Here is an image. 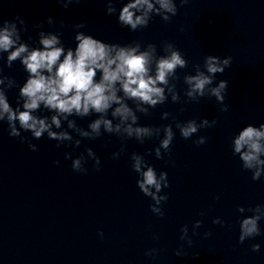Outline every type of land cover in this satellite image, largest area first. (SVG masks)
Listing matches in <instances>:
<instances>
[{
    "label": "clouds",
    "instance_id": "1",
    "mask_svg": "<svg viewBox=\"0 0 264 264\" xmlns=\"http://www.w3.org/2000/svg\"><path fill=\"white\" fill-rule=\"evenodd\" d=\"M57 2L67 9L79 0ZM188 2L180 0V5ZM106 12L109 15L117 13L115 0H106ZM177 13L176 0H127L119 9L117 22L121 27L135 32L147 28L154 16H160L168 22ZM47 23L52 25L53 17H48ZM60 24L64 26L63 21ZM35 27L42 29L43 23ZM73 27L83 29L86 24L79 23ZM25 31L27 26L23 17L0 22V58L6 53V67L11 68L14 62L19 61L27 73L25 82L19 85L14 78L4 75L0 67V122L7 123L9 136L19 138L23 143L27 138L22 136V131L30 132L32 138L37 140L46 134L48 139L57 141V147L68 143L78 148L82 139L96 140L106 133L119 137L121 141L119 150L112 153V159H119L125 153L129 139L143 145L146 140L158 138V146L146 155L154 152L158 160L164 159L165 155L170 158L176 135L172 124L141 125L138 113L150 115V109L165 104L169 97L173 103L182 102L177 91V82L181 79L178 70L186 69L189 61L175 45L164 42V54L161 55L153 43H108L84 31H76L75 48H66L61 39L62 33L41 30L36 46H32L22 40L21 33ZM231 63L230 56L221 58L207 55L202 67L200 64L193 65L195 74L183 75V84L186 85L184 96L187 100L199 102L201 98L214 97L221 106L220 110L228 111L225 103L228 81L216 82V76L223 74ZM14 87L19 89L15 107L7 97L8 90ZM41 110L51 115L41 116L38 114ZM93 114L96 118L89 122L87 129L70 118L83 119ZM170 116L184 140L191 139L200 129L214 127L217 123L216 120L209 121L206 118L199 123L195 118L181 122L167 111L161 114V119L166 120ZM206 141L205 136H199L193 143L199 147ZM28 146L32 151H38L36 144L29 142ZM231 148L232 154L241 161L242 170L251 172L253 181L264 177V123L258 127L254 124L244 126L232 137ZM65 159H71L72 169L81 174H87L85 164L88 160L94 161L95 170L101 167L100 158L90 147H86L75 158L71 153H65ZM129 160L131 169L137 174V187L152 201L149 205L151 212L163 218L165 212L162 206L169 197L162 192L170 187L167 172L158 173L145 159V155L136 152L129 156ZM53 163L58 165L59 161ZM237 212L241 214L237 221L239 244L262 235L260 221L264 220V204L247 208L237 205ZM245 212L251 215H243ZM212 222L224 226V221L219 217ZM201 224L202 221H195L193 235ZM180 232V239L191 246L193 241L188 236V226H182ZM98 234L103 239V232ZM204 235L207 237L211 233L205 232ZM153 238L158 239L156 236ZM251 250L258 252L260 244H252ZM156 254L157 249L145 253L146 256ZM182 254L181 250L176 251L177 256Z\"/></svg>",
    "mask_w": 264,
    "mask_h": 264
}]
</instances>
